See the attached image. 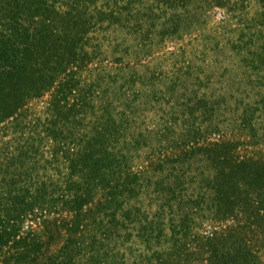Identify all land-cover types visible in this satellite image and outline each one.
Segmentation results:
<instances>
[{"label": "trees", "instance_id": "1", "mask_svg": "<svg viewBox=\"0 0 264 264\" xmlns=\"http://www.w3.org/2000/svg\"><path fill=\"white\" fill-rule=\"evenodd\" d=\"M10 1L0 0V264H258L264 150L237 154L254 148L256 122L245 109L222 132L214 107L199 138L203 68L192 61L230 50L264 86V0ZM217 10L221 26L207 29ZM103 29L110 88L91 45ZM121 31L134 42L116 43Z\"/></svg>", "mask_w": 264, "mask_h": 264}, {"label": "rangeland", "instance_id": "2", "mask_svg": "<svg viewBox=\"0 0 264 264\" xmlns=\"http://www.w3.org/2000/svg\"><path fill=\"white\" fill-rule=\"evenodd\" d=\"M8 1L10 3L9 5H11V1ZM151 4L152 3L143 2L142 5L144 8H148V10L146 9V11H149V7ZM1 7L2 6H0V8ZM6 9L7 7L5 6L0 10ZM219 12H221V10H217L216 14L213 15L211 21L207 22V24L205 25L207 29H219V27L221 26L219 22L220 17H218ZM13 17L14 16L11 15L9 20H15V18L12 19ZM158 22L159 20H156L155 24L158 25ZM91 37L93 38L91 40V45H98V48H100L99 51L97 48V53L95 54L96 58L93 59V61L97 63L102 69L105 67V70L101 72L100 75L103 84L102 87L106 88L108 86V88H110L112 86L110 84V77L112 73L109 71V66L111 63L110 54L113 53L114 41H111V37H113V35H111L109 32H105V30L103 29L98 30ZM103 38L109 39L103 40ZM121 40L125 41L123 43L132 44L135 40V37L129 34L125 35V33L122 31L115 33L116 43L122 42ZM218 41L219 44L224 42L223 40ZM164 44H166L165 48L162 49V45ZM159 45L161 51H163V53H165L167 57L170 52H173L172 43L165 41ZM192 63H194L195 66L203 68L201 70L196 69L193 73L195 77H199V82H197L196 86L194 87V93L198 95L197 98H205L198 104L196 103V105L194 106L196 107V111L192 116L193 118H191L193 124L197 127L195 128V130H198L197 132L199 133V138L206 137V134L203 133L202 130H205V126L208 123V116H210L209 113H211L209 109L218 107V109L220 110V113L218 112L219 115H214L212 121L214 120L218 123L219 130L222 132H230L235 126L234 123L237 124L239 119L243 118L242 114L245 109H250L248 113L251 115L250 117L252 121L256 122V126L254 129V139L252 140L254 148H251L249 143H243L239 146L237 154L239 156H244L258 149L264 150V112L261 113V115H258V111L260 109V98L264 99L262 97L264 86L259 87L256 83L259 76H261V71L255 69V65H251L252 63L246 62L245 65H250L249 67H246L241 62L240 56L232 55L230 53V50L228 51L227 49L221 52L217 50L212 52L211 50L208 53V56H204L198 60L195 59L192 61ZM192 102L194 103L195 100ZM163 106L166 107L164 103ZM146 118L144 116L143 120H145ZM194 186L197 185L194 183L193 187ZM204 215L207 216V214ZM202 218H204L203 214L197 215L195 217L196 223H200V221H202ZM196 226H198L199 232H201V230L204 228V224L201 226ZM256 253L259 261L258 264H264V249L259 250Z\"/></svg>", "mask_w": 264, "mask_h": 264}]
</instances>
